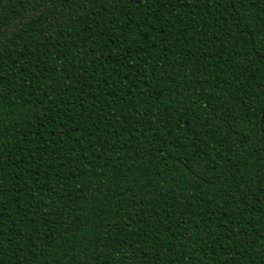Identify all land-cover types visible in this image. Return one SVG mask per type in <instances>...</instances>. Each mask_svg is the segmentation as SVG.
Wrapping results in <instances>:
<instances>
[{
  "label": "trees",
  "instance_id": "obj_1",
  "mask_svg": "<svg viewBox=\"0 0 264 264\" xmlns=\"http://www.w3.org/2000/svg\"><path fill=\"white\" fill-rule=\"evenodd\" d=\"M0 264H264V0H3Z\"/></svg>",
  "mask_w": 264,
  "mask_h": 264
},
{
  "label": "water",
  "instance_id": "obj_2",
  "mask_svg": "<svg viewBox=\"0 0 264 264\" xmlns=\"http://www.w3.org/2000/svg\"><path fill=\"white\" fill-rule=\"evenodd\" d=\"M3 2V0H0V4Z\"/></svg>",
  "mask_w": 264,
  "mask_h": 264
}]
</instances>
